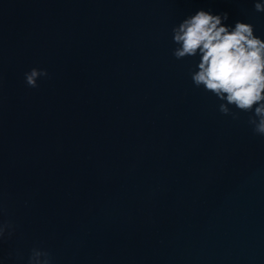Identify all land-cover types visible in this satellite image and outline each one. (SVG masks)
<instances>
[{"label":"water","instance_id":"95a60500","mask_svg":"<svg viewBox=\"0 0 264 264\" xmlns=\"http://www.w3.org/2000/svg\"><path fill=\"white\" fill-rule=\"evenodd\" d=\"M256 2L0 0V264H264V137L172 55L199 10L264 39Z\"/></svg>","mask_w":264,"mask_h":264},{"label":"clouds","instance_id":"9594fccd","mask_svg":"<svg viewBox=\"0 0 264 264\" xmlns=\"http://www.w3.org/2000/svg\"><path fill=\"white\" fill-rule=\"evenodd\" d=\"M254 9L264 12V4L256 2ZM227 19V13L205 10L185 18L172 28L176 45L172 55L177 60L199 56L197 70L191 73L193 84L221 101L220 113L234 120L241 112L251 113L248 124L254 134L264 137V39L255 35L253 24L237 21L234 27L226 26ZM48 75L45 69L32 68L25 73V81L35 88L38 79ZM11 227L0 222V238ZM28 264H51V255L33 247Z\"/></svg>","mask_w":264,"mask_h":264}]
</instances>
